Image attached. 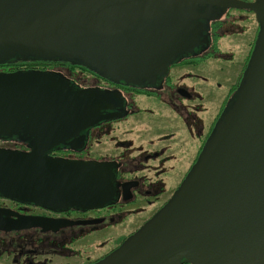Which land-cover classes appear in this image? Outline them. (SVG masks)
I'll return each mask as SVG.
<instances>
[{
	"label": "water",
	"instance_id": "obj_1",
	"mask_svg": "<svg viewBox=\"0 0 264 264\" xmlns=\"http://www.w3.org/2000/svg\"><path fill=\"white\" fill-rule=\"evenodd\" d=\"M251 11L259 33L230 108L173 197L95 264H264V0H0V65L18 59L76 61L103 76L153 81L202 43L196 6ZM116 97L72 90L42 72L0 73V195L62 209L94 208L112 196L103 163L46 157L72 145ZM0 230L27 226L5 218Z\"/></svg>",
	"mask_w": 264,
	"mask_h": 264
},
{
	"label": "flooded vegetation",
	"instance_id": "obj_2",
	"mask_svg": "<svg viewBox=\"0 0 264 264\" xmlns=\"http://www.w3.org/2000/svg\"><path fill=\"white\" fill-rule=\"evenodd\" d=\"M195 10L202 15V43L176 56L153 81L137 77L138 82L126 83L79 62L58 59H18L0 65V73L42 72L72 90L116 97L109 109L100 111L114 118L81 131L72 145L45 153L106 164L112 173L110 201L89 209H53L0 195L5 218L28 223L0 230V264H95L173 197L235 100L260 29L251 11L214 5H197ZM222 41L229 42L228 48ZM238 42H246L245 48L237 49ZM19 134L0 138L12 144L0 148L30 152V143L22 137L28 133ZM133 218L140 221L136 227Z\"/></svg>",
	"mask_w": 264,
	"mask_h": 264
},
{
	"label": "rangeland",
	"instance_id": "obj_3",
	"mask_svg": "<svg viewBox=\"0 0 264 264\" xmlns=\"http://www.w3.org/2000/svg\"><path fill=\"white\" fill-rule=\"evenodd\" d=\"M251 17V16H250ZM251 19H252V22L254 23V20H253V18L251 17ZM251 22H249V24H250ZM252 23V24H253ZM222 44H224V47H227L228 48V46L230 45L229 44V42L228 41H222ZM245 44H246V42H238V43H236V48L237 49H240V48H242V45H244L243 47L245 48ZM224 47H222V49L224 48ZM240 47V48H239ZM77 75L79 76V77H82V75H80L79 73H77ZM103 139V138H102ZM105 140H102V142H104ZM0 145H2V146H9V147H12V144H9V142H7V141H0ZM133 223H131V225L133 224L134 225V227H136V225L137 224H139L140 223V221L138 220V219H135V218H133V221H132ZM131 225H130V227H131ZM134 227H131V228H134ZM129 232V231H128ZM123 235H126V232L123 234Z\"/></svg>",
	"mask_w": 264,
	"mask_h": 264
}]
</instances>
